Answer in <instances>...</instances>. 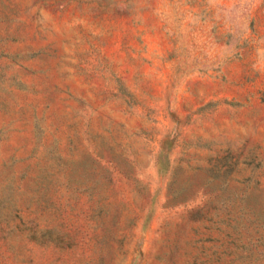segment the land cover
Wrapping results in <instances>:
<instances>
[{"label":"rangeland","instance_id":"obj_1","mask_svg":"<svg viewBox=\"0 0 264 264\" xmlns=\"http://www.w3.org/2000/svg\"><path fill=\"white\" fill-rule=\"evenodd\" d=\"M0 264H264V0H0Z\"/></svg>","mask_w":264,"mask_h":264}]
</instances>
